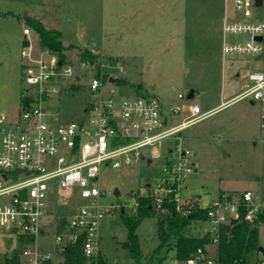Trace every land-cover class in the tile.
Instances as JSON below:
<instances>
[{"label": "rangeland", "instance_id": "1", "mask_svg": "<svg viewBox=\"0 0 264 264\" xmlns=\"http://www.w3.org/2000/svg\"><path fill=\"white\" fill-rule=\"evenodd\" d=\"M225 5V0H0V111L17 113L23 91L29 90L30 95L35 93L25 81L21 57L22 45L28 42L24 40V29L31 28L29 18L42 21L51 31L61 32L66 60L75 70L72 76L62 78L59 91L47 101L54 121L82 118L90 98L88 81L92 73L104 81L116 78V82L109 80V87L122 96L151 94L165 100L167 106L195 101L203 105L222 87L226 92L238 94L244 88L243 82L249 72L264 71V52L257 57H223L221 25ZM253 10L256 17L264 21V2ZM31 38L37 47L42 45L34 29ZM88 53L94 60L83 58L82 55ZM207 79H212L214 84L212 93L206 90ZM192 89L196 90L194 98L188 99ZM179 93L184 94V98H179ZM248 100L243 99L237 106L219 112L215 118L194 123L189 129L208 126L232 111L235 114L229 119H234L236 108L247 105ZM182 114H176L174 118L181 119ZM222 143L226 145L225 141ZM174 144V139L164 141L163 154ZM252 144L232 142L234 147L228 154L217 146L216 150L221 151L219 161H230V173L222 183L214 175L194 181L189 177L184 194L189 199H196L201 194L205 203H209L217 196L207 193L208 186L224 185L239 191L249 189L254 194V201L261 203L260 212L264 213V149ZM149 150L143 149L145 153ZM148 159L103 171L101 187L105 194L101 204L107 212L101 220L100 251L109 264H136L124 247L127 228L121 212L135 214L137 196L144 194L147 185L161 175L164 157L152 162ZM49 197L52 211L43 218L49 225L47 234L40 240L43 246L51 249L57 233L56 215H65L75 202L67 200L65 205L67 198L56 186L52 187ZM138 232L144 253L153 251L160 243L157 215L145 218ZM2 237L1 256L17 245L15 236L10 237V243L6 242L8 238ZM259 239L264 247V222L259 225ZM215 249L212 245L209 250L215 253ZM164 250L167 256L162 264H185L175 257L172 249Z\"/></svg>", "mask_w": 264, "mask_h": 264}, {"label": "built area", "instance_id": "2", "mask_svg": "<svg viewBox=\"0 0 264 264\" xmlns=\"http://www.w3.org/2000/svg\"><path fill=\"white\" fill-rule=\"evenodd\" d=\"M225 4L223 57L261 55L264 21L254 13L253 8L260 6L257 0H225ZM31 31L24 29L28 42L22 45L21 57L25 81L35 93L30 95L27 90L28 100L21 102L17 113L0 111V256L3 235L7 243L12 236L17 241L7 255L18 248L20 236L28 237L19 247V264H65L67 246L79 241L84 256L97 258L101 253V220L107 212L101 204L105 194L101 187L103 171L147 158L164 157L161 175L147 185L152 205L166 213L165 205L173 202L174 212L183 217L203 210L206 217H193L190 224L203 223L202 235H208L209 244H218L222 227L239 217L240 206L245 207L246 220L255 219L261 203L254 201L250 190L224 192L208 204H203L200 197L189 199L184 194L195 163L191 150L183 143L182 131L210 114L198 104H190L188 113L176 119V114L185 112L183 104H173L167 110L155 95L122 96L109 87V80L92 73L88 81L90 98L82 118L52 120L47 101L59 91L62 78L72 76L75 70L50 48L37 47ZM259 36L263 38L259 40ZM243 83L237 98L264 104V71L249 72ZM178 97L184 98V94ZM169 139L176 144L169 145L163 154L161 147ZM147 148L149 153L143 151ZM55 186L64 192L65 205L67 200L75 203L65 215H56L55 245L48 249L40 238L47 234L49 221L43 222V218L52 211L49 193ZM185 264L218 262L206 248L199 247Z\"/></svg>", "mask_w": 264, "mask_h": 264}, {"label": "trees", "instance_id": "3", "mask_svg": "<svg viewBox=\"0 0 264 264\" xmlns=\"http://www.w3.org/2000/svg\"><path fill=\"white\" fill-rule=\"evenodd\" d=\"M28 23L38 33L43 46L53 50L63 61H67L60 31H51L39 20L29 18ZM82 56L94 60L92 54L88 53ZM27 100V95L22 97V101ZM137 203L135 214L127 215L125 212H121L122 222L127 228V241L124 242V247L136 264H162L167 256L163 252L164 249H166L165 252L171 249L175 250L176 258L179 261H186L194 256L199 247L206 248L209 244L208 235H191L188 232L193 217L200 219L206 217L203 210L196 212L191 217H183L174 212V203L169 202L165 205L168 211L160 212L152 205L148 190L137 196ZM245 211V207L240 206L239 217L222 227L214 254L218 264H264V254L261 252L263 246L259 239V225L264 222V213L259 212L253 221H248L244 217ZM153 215H157L159 220L160 243L153 251L144 253L138 229L145 218ZM61 220L63 223V218ZM28 240V237L20 236L18 248L11 255L0 256V264H19V247ZM65 264L109 263L102 253L93 259L84 256L81 241H79L75 245L67 246Z\"/></svg>", "mask_w": 264, "mask_h": 264}, {"label": "crops", "instance_id": "4", "mask_svg": "<svg viewBox=\"0 0 264 264\" xmlns=\"http://www.w3.org/2000/svg\"><path fill=\"white\" fill-rule=\"evenodd\" d=\"M223 20L224 15L222 19V25ZM25 38L26 36L24 34V40ZM210 80L212 79H207L205 81V83L208 85L206 90L209 93H212L213 91H215V88L213 87V82ZM192 90L196 91L195 89ZM225 90L226 89L222 87L219 93L215 95L214 98H209L203 105L196 101L184 102L183 105L185 106V112H183L182 115H186V113H188L190 104H198L201 106L203 111L210 112L209 116L204 119V121H206L210 118H215L214 116H216L221 111L237 106V104L241 102V100L246 99L237 98V95L239 93L231 94L229 90L228 92H226ZM160 100L162 101L164 108L167 110L171 105H173L171 104L167 106V102L165 100ZM246 104L247 105H238L239 107L235 110L237 114L234 119H229L230 116L234 113V111H232L228 114V118L224 116L225 118L222 119L223 121L218 120L215 123L200 127L197 130H190V127H187L182 131L183 143L187 148L191 150L195 163V171L190 176L193 181L194 179L196 180V178L197 180H200V178H202L203 176L214 175L217 176L222 183L224 177H226V175L230 173V161L228 159L223 162L219 161V155L221 151L216 150L217 146L223 148L221 150H223V153L225 154L230 153L231 149L234 147L232 145V142L238 141H244L249 144L253 143V147H260L261 150L264 149V129L262 128L264 104L259 101H254L251 98H249ZM212 122H214V120ZM223 141L226 142L225 146L222 143ZM258 143L260 145H258ZM149 161L152 162L153 160ZM186 184H188V182ZM247 190L249 189H245L244 191ZM244 191H239L236 189L234 190L231 188L228 189L224 185L223 187L217 186V188H211L209 186L207 187V193L210 194L212 192V194H215L217 197L224 192L241 193ZM198 196L200 197V201L203 204H208L205 203V200L203 199V196L201 194ZM188 229L189 234L191 235H202L204 225L203 223H191ZM211 246V244H207L206 250H211ZM210 250L207 252L210 255H214L215 253H211L212 251ZM173 251L176 257L175 250ZM103 256L106 260H108L104 254Z\"/></svg>", "mask_w": 264, "mask_h": 264}, {"label": "water", "instance_id": "5", "mask_svg": "<svg viewBox=\"0 0 264 264\" xmlns=\"http://www.w3.org/2000/svg\"><path fill=\"white\" fill-rule=\"evenodd\" d=\"M263 3V0H257V4L258 5H261ZM263 37L259 36L258 39L261 40ZM111 82H116L117 79L116 78H113V77H110L109 79ZM27 94V90H24L23 91V96H25ZM194 94H195V91L194 90H191L189 93H188V96L187 98L188 99H192L194 97ZM87 112V109L85 110V113ZM118 193V191H116ZM261 252L264 254V247H261Z\"/></svg>", "mask_w": 264, "mask_h": 264}]
</instances>
